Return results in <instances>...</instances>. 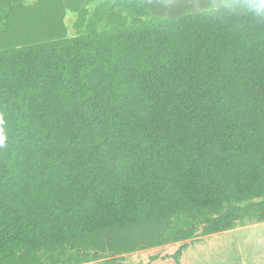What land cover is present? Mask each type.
<instances>
[{
	"label": "trees",
	"instance_id": "16d2710c",
	"mask_svg": "<svg viewBox=\"0 0 264 264\" xmlns=\"http://www.w3.org/2000/svg\"><path fill=\"white\" fill-rule=\"evenodd\" d=\"M99 1L79 36L0 46V264L130 253L162 219L172 239L264 222L259 0L166 18ZM25 2L0 0V36Z\"/></svg>",
	"mask_w": 264,
	"mask_h": 264
},
{
	"label": "rangeland",
	"instance_id": "374dc122",
	"mask_svg": "<svg viewBox=\"0 0 264 264\" xmlns=\"http://www.w3.org/2000/svg\"><path fill=\"white\" fill-rule=\"evenodd\" d=\"M247 1L250 0H145L150 14L161 18L204 12ZM99 2L90 0L74 12L64 11L45 0H26L27 16L20 20L13 32L0 36V46L19 44L24 35H30L37 41L54 33L66 37L79 36L84 32L93 7ZM172 221L162 219L127 231L128 238L137 241L133 252L115 253L107 247L102 258L82 264H147L153 257L157 260L151 264H176L173 255L182 246L185 249L180 264H264V222L249 221L216 234L172 239L169 236ZM102 240L105 242L106 237Z\"/></svg>",
	"mask_w": 264,
	"mask_h": 264
},
{
	"label": "clouds",
	"instance_id": "9594fccd",
	"mask_svg": "<svg viewBox=\"0 0 264 264\" xmlns=\"http://www.w3.org/2000/svg\"><path fill=\"white\" fill-rule=\"evenodd\" d=\"M231 6V5H226ZM249 13L256 19L264 21V0H259L258 4L249 3L247 5Z\"/></svg>",
	"mask_w": 264,
	"mask_h": 264
}]
</instances>
